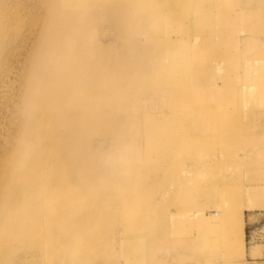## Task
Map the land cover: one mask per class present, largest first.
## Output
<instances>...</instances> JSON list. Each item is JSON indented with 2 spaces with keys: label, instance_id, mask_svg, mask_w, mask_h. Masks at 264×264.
I'll list each match as a JSON object with an SVG mask.
<instances>
[{
  "label": "bare ground",
  "instance_id": "6f19581e",
  "mask_svg": "<svg viewBox=\"0 0 264 264\" xmlns=\"http://www.w3.org/2000/svg\"><path fill=\"white\" fill-rule=\"evenodd\" d=\"M204 3L213 10L192 12L199 29L214 21L222 31L224 19L234 21L222 11L224 0ZM175 6L173 0H0V264H111L100 237L114 230L127 239L121 252L129 256L138 234L148 232L138 221L152 194L146 167L152 157L162 158L152 169L161 181L183 156L195 164L215 151L232 158L238 124L219 112L221 127H212L211 114L195 107L201 95L185 89L196 67L179 74L173 64L178 43L171 34L187 19L175 15ZM163 19L171 25L166 31ZM253 93L238 86L232 102L244 95L252 102ZM110 154L117 156L110 161ZM214 185L205 195L234 206L233 191ZM161 189L152 194L160 207L163 199L190 202ZM241 195L227 232H240L244 208L264 210V180L253 179ZM169 232L161 253L170 260L161 256L153 264H196L199 255L183 254L192 241L199 253L207 251L203 235L175 226ZM242 248L239 242L232 251Z\"/></svg>",
  "mask_w": 264,
  "mask_h": 264
},
{
  "label": "rangeland",
  "instance_id": "374dc122",
  "mask_svg": "<svg viewBox=\"0 0 264 264\" xmlns=\"http://www.w3.org/2000/svg\"><path fill=\"white\" fill-rule=\"evenodd\" d=\"M173 1L177 3V6L174 7L175 15L187 18L183 25L175 23L177 28L171 34V39L178 43L176 59L173 64L178 66L179 74L188 72L189 66L196 67L194 76L190 81L188 80L185 87L192 96L201 95V101L195 107L206 109V115L211 114L209 122L216 129L221 127L219 112L232 115L234 122L238 124L232 126L236 131L235 138L240 141L234 144V149L230 152L232 158L229 160H227L228 157H223L217 151L212 152V155H208L197 164L192 163L189 156L175 159L177 162L172 165L173 170L169 173L168 181H161L160 173L156 175L152 173V169L162 161V158H158L159 155L152 157L146 163L150 172L148 191H152L153 194L158 185L163 188L158 190L159 192L169 188L178 194H186L190 202L187 205L179 206V201L176 200L173 204L168 205L167 200L163 199L160 201L163 203L160 207L157 205V201L154 202L151 194L145 205L141 207L143 210L139 215V226L148 228V232L146 234L139 233L135 239L139 245L138 249L131 252L132 254L129 256H126L124 250L121 252L127 239L123 238L124 234L119 232L120 230H114V232L101 236V244L110 249V258L107 261L111 264H122V262L124 264H130L128 262L153 264L161 256L170 260V255L161 252L165 249L163 248L165 239L172 235L169 231L173 230L175 226L184 229V232L189 233L192 237L197 238V236L203 235L204 241H208L205 249L207 251L199 253L197 251L200 249L199 244L192 241L190 253L188 251L183 253L185 257L199 255L201 259L196 264H248L245 256L234 252L238 239L237 229L230 232L225 230L226 225L229 224L228 217L239 213L241 199L238 195L240 194L241 198V194L253 179L256 178L260 182L264 180V75L252 84L246 77L245 66L239 65V63H245L246 56L253 53L263 55L262 64L264 65V0H250L249 5L242 3V0H224L225 5L222 11L226 16H234V21L224 19L222 31L214 21L209 24L202 23L201 29L196 27L192 12L198 13L199 11L201 14H205L206 11L213 10V5L211 8L207 7L204 3L205 0H202L201 6L198 1ZM246 7H249V11L246 10ZM248 22L252 23L249 24L251 25L249 32L247 31ZM233 23L236 27L231 32ZM161 24L165 31L168 26L171 27L165 19ZM261 26L260 30L258 27ZM252 30L259 33H252ZM246 38H253L258 43L250 53H248L249 47L245 42ZM218 51L228 58H216ZM184 67L186 68L184 69ZM233 69L235 71H232ZM238 86L255 91L251 94V98H254L252 102L247 101L245 95L240 96L238 103L236 100L232 102V89L237 90ZM235 95L238 96L237 93ZM188 113L194 115L195 113L199 114L200 111L191 109ZM247 128L249 133L245 132ZM138 148L139 152H142L143 146ZM204 151L206 152L205 149ZM116 156L110 154L107 155V159L111 161ZM225 163L230 165L227 168H221L222 172L212 173L209 170L213 165L221 166ZM214 184H220V187L224 188L223 190H226L227 193L233 191L234 206L231 203L232 206L228 207L229 203L225 197L218 199L205 195L215 186ZM242 213L243 233L246 249H248L253 242L264 237V210L244 208ZM205 224L207 225L205 226ZM259 231L261 232L258 233ZM160 246L161 248H159ZM232 249L234 250L232 251ZM193 262L192 260L187 264H193Z\"/></svg>",
  "mask_w": 264,
  "mask_h": 264
},
{
  "label": "crops",
  "instance_id": "0c3cea01",
  "mask_svg": "<svg viewBox=\"0 0 264 264\" xmlns=\"http://www.w3.org/2000/svg\"><path fill=\"white\" fill-rule=\"evenodd\" d=\"M247 1H248V3L246 2L245 4L249 5L251 3V1L250 0H247ZM242 3H243V1H242ZM248 8L249 7H246L247 11H249ZM258 18H260V17H258ZM250 24H252V23L250 22ZM258 28L261 30L262 26L258 27ZM250 30H251V25H248L247 31L249 32ZM253 30H252V33H256L258 31V30L257 31H253ZM257 33H259V32H257ZM245 42H246L247 46L249 47L248 53H250L251 50H253V48L255 49V46L258 44L257 41L253 38H246ZM253 54L246 56L245 63H243V64L239 63V65L245 66L246 73H247L246 77L248 78V81H250L252 84L255 83V80L258 81L264 75V65L262 64L263 55H261V54H254L253 55ZM232 71H235V70L233 69ZM232 73H231V75H232ZM232 76H234V75H232ZM238 76H241V75L238 74ZM260 232L261 231H259L258 233H260ZM243 237H244V253L242 251L240 256H242V255L245 256L248 264H264V242H263L264 237H262V238L260 237L259 239L256 240L257 242H253L252 246H250V247H248V249H246L245 235L243 233V214H242V228H241L240 232L238 231V239H237V244H239V242H241L242 247H243Z\"/></svg>",
  "mask_w": 264,
  "mask_h": 264
}]
</instances>
